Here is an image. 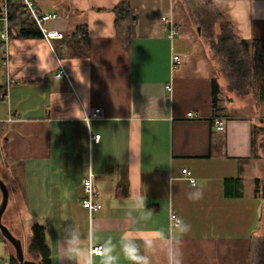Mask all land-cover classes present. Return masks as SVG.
I'll use <instances>...</instances> for the list:
<instances>
[{
  "label": "crops",
  "instance_id": "1",
  "mask_svg": "<svg viewBox=\"0 0 264 264\" xmlns=\"http://www.w3.org/2000/svg\"><path fill=\"white\" fill-rule=\"evenodd\" d=\"M34 2L56 15L45 27L57 36L9 38L0 57V178L9 190L2 222L24 256L38 223L49 264H101L108 248L115 264H132L121 251L127 235L151 264L181 255L182 264H252L264 237V196L255 193L264 118L237 96L249 94L244 88L226 96L230 83L198 14L209 3L237 38L264 40V0ZM162 17L178 28L172 38ZM60 66L66 75L58 78ZM89 173L100 203L91 216L82 206ZM227 179L239 180L238 194H226ZM201 189V199L189 198ZM97 245L101 252L91 253ZM12 257L0 233V264Z\"/></svg>",
  "mask_w": 264,
  "mask_h": 264
},
{
  "label": "trees",
  "instance_id": "2",
  "mask_svg": "<svg viewBox=\"0 0 264 264\" xmlns=\"http://www.w3.org/2000/svg\"><path fill=\"white\" fill-rule=\"evenodd\" d=\"M125 9V4H122L115 12L120 15ZM9 13V38L42 36L32 17L23 10L18 1L11 3ZM198 17L202 27L201 35L218 60L221 72L234 88H244L249 92L255 112L264 118V40L237 38L231 26L209 3L201 9ZM216 25L218 30H215ZM78 31L83 33V27L78 28ZM213 87L215 104L218 88L215 82ZM255 186V193L264 196V179H256ZM225 189L227 195L238 194L239 180L227 179ZM29 249L41 264H49V249L45 244L43 225L36 223L32 226ZM11 261L12 264H19L15 257ZM251 263L264 264V237L254 246Z\"/></svg>",
  "mask_w": 264,
  "mask_h": 264
},
{
  "label": "built area",
  "instance_id": "3",
  "mask_svg": "<svg viewBox=\"0 0 264 264\" xmlns=\"http://www.w3.org/2000/svg\"><path fill=\"white\" fill-rule=\"evenodd\" d=\"M13 1H18L23 8L24 11L29 13V15L34 20L35 24L41 31L42 35L46 38H51L54 36H57V34L50 32L46 29L45 24L52 18H54L55 14H49V13H42L38 9L36 3L34 0H0V42L6 43L9 39V12H10V5ZM162 21L168 26V34L167 36L169 38H172L178 33V28L173 24V22L166 18L162 17ZM180 62L178 57L172 58L173 64H178ZM66 75L65 70L60 66L59 71L55 74L56 77H62ZM99 110L96 109L91 114V117H95L98 115ZM188 115H191L188 113ZM90 116H86V119H89ZM214 128L216 130H222L224 128V123L221 120H216L214 122ZM98 136H92V139L96 140ZM185 174H188L187 170H183ZM192 184L195 183L194 180H190ZM82 188L84 190L85 196L82 200V206L88 211L89 215L91 216L95 212H97L100 209V203L98 199V193L95 188L94 182H93V176L91 173H89L86 177L82 180ZM171 222L173 225H177L179 223V219L175 215H171ZM101 246H90V252L91 253H100L101 252Z\"/></svg>",
  "mask_w": 264,
  "mask_h": 264
},
{
  "label": "clouds",
  "instance_id": "4",
  "mask_svg": "<svg viewBox=\"0 0 264 264\" xmlns=\"http://www.w3.org/2000/svg\"><path fill=\"white\" fill-rule=\"evenodd\" d=\"M195 186V185H193ZM203 197V191L201 189L197 196L189 194V198L193 200H198ZM190 229V225H186L183 232H187ZM136 237L127 235L122 237L121 251L124 253L125 257L129 259L132 264H151V260L147 255H142L140 253L139 247L136 244ZM152 241H145V247L150 246ZM112 249L108 248L103 256L101 257V264H115L117 257L113 256ZM84 264H93L92 260H85ZM169 264H182V255L180 257H174L170 259Z\"/></svg>",
  "mask_w": 264,
  "mask_h": 264
},
{
  "label": "water",
  "instance_id": "5",
  "mask_svg": "<svg viewBox=\"0 0 264 264\" xmlns=\"http://www.w3.org/2000/svg\"><path fill=\"white\" fill-rule=\"evenodd\" d=\"M0 193H1V199H0V233L1 235L13 247L15 258L19 264H41L39 261L29 260V259L24 258L21 240L17 238L16 236H14L12 232L9 230V228L2 222V215L7 207L8 197H9V190L2 178H0Z\"/></svg>",
  "mask_w": 264,
  "mask_h": 264
},
{
  "label": "rangeland",
  "instance_id": "6",
  "mask_svg": "<svg viewBox=\"0 0 264 264\" xmlns=\"http://www.w3.org/2000/svg\"><path fill=\"white\" fill-rule=\"evenodd\" d=\"M3 55H4V43L0 42V57L3 56ZM231 91H233L232 85L227 84L226 88H225V94H226V96H228L230 98H233L234 94H232L233 92H231ZM238 92L239 93L237 94V96L239 98L242 97V98L248 99L247 101H250V102L252 101V98L249 96L250 94L246 95V93H243V90L242 91L239 90ZM250 186H251V181L246 179V182H245L246 190H248L250 188ZM33 257H35V255L32 252L31 253H25V256H24V258L29 259V260H32V259L38 260V259H35Z\"/></svg>",
  "mask_w": 264,
  "mask_h": 264
}]
</instances>
